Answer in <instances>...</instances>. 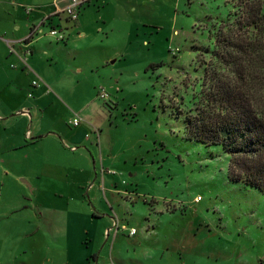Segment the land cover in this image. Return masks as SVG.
<instances>
[{
	"label": "rangeland",
	"instance_id": "1",
	"mask_svg": "<svg viewBox=\"0 0 264 264\" xmlns=\"http://www.w3.org/2000/svg\"><path fill=\"white\" fill-rule=\"evenodd\" d=\"M61 1L0 0V29L20 37L27 11L36 20ZM82 8L86 38L74 31L68 43L50 39L53 16L33 26L34 65L19 54L28 67L10 73L15 101L11 109L0 98V113L38 106L33 131L51 133L21 145L19 112L18 120H0V163L27 175L46 170V207L69 215L72 235L65 229L63 241L73 237L87 252L102 248L107 264L111 250L123 264H264V196L228 179L229 156L220 146L185 136V115L233 0H89ZM13 13L21 24L15 33ZM38 74L46 84L36 83ZM72 115L80 118L75 127ZM89 201L135 234L102 235L108 216L90 219Z\"/></svg>",
	"mask_w": 264,
	"mask_h": 264
},
{
	"label": "trees",
	"instance_id": "2",
	"mask_svg": "<svg viewBox=\"0 0 264 264\" xmlns=\"http://www.w3.org/2000/svg\"><path fill=\"white\" fill-rule=\"evenodd\" d=\"M233 8L214 33L185 136L220 146L228 179L264 196V0H233Z\"/></svg>",
	"mask_w": 264,
	"mask_h": 264
},
{
	"label": "crops",
	"instance_id": "3",
	"mask_svg": "<svg viewBox=\"0 0 264 264\" xmlns=\"http://www.w3.org/2000/svg\"><path fill=\"white\" fill-rule=\"evenodd\" d=\"M54 2L55 0H53V3ZM64 5L65 1L63 0L61 4L53 8V11L44 13L36 20L32 19L34 15L33 10L30 12L27 11L28 14H24L28 19L26 31L20 37H16L12 32H4L0 29V51H2V56H0V98H2L5 106L8 105L12 109V101H15V99L12 100L14 90L11 87L15 79L10 73L15 72L21 74L23 71L27 70L26 66L28 67V61L23 63L19 56L21 53L24 54L22 50L26 48L20 46L17 42L23 40L29 34L30 27L34 25L37 27V24H39L43 18L53 16L48 20L50 23L48 25L62 28L67 39L64 40L65 42L68 43L69 40H72L74 31H76V39L86 38V34L83 30H85L87 25L83 24L80 19V13L78 19L74 22L69 21L65 15L54 14L59 7H63ZM9 16H11V31L14 30L13 32L15 33V30H19L21 26L18 22V18L20 17L18 14L14 13L11 15L9 14ZM97 19L102 20L103 17L99 14ZM37 39L38 38L35 36L28 44V50L30 51L28 58L32 59L33 65L35 60L33 48ZM50 39H52V37H50ZM50 62H53V59H50ZM31 82L33 84L35 81L32 80ZM45 82V77L38 74V82L36 83L42 85L46 84ZM13 86L15 91H17V86ZM37 88L38 87L32 86L29 89L33 90L36 94V91H38ZM9 99L11 100L8 103ZM37 110L38 106L26 104L23 105L21 109H17L15 113H0V120H7L10 118L18 120V118H15V114L19 112L17 114L20 116L19 119L24 120L23 140L22 143H20L21 145L27 144L26 142L28 141H36V139H41V141H43V139L51 133V131L47 133H36L33 131L34 117L37 115ZM86 134L88 133L86 132ZM60 143L63 145V141L60 140ZM73 147H70V149ZM84 147L87 151L89 150L86 146ZM9 155L5 157L10 158ZM36 156L32 157L34 161L37 158ZM16 166L17 164L15 163L9 164V162L5 163V161H1L0 163V264H57L55 263L57 262V256L61 258L62 256L64 257L59 264H107L103 259L104 253L102 252V248L87 252L85 248H78L79 246L77 243H74L73 237H67V241H63L66 238L63 233L66 234L67 231L71 233L72 228L70 229L69 215L58 212V210H50L46 207L49 194L48 191L42 187L41 181L42 176H44L47 171L31 169L29 175H27L28 173L25 174V171H23L20 166L17 169ZM9 190L11 191L9 192ZM50 197L53 199L66 200L64 196L58 192H53ZM89 203L92 205V201H89ZM92 206L93 210H91L90 219L97 217L101 218L107 215L106 213L95 212L96 209L94 205ZM55 213H59L62 216H55ZM107 216L109 224L112 226L113 217ZM65 217H68L66 221ZM61 223H65L64 228L61 229V227H59L58 229V224ZM108 228L109 227H107L106 230ZM65 229H67L66 232ZM106 230L103 231L102 235L105 234ZM70 235H72V233ZM125 236L129 237L127 234ZM70 239L72 240L71 242L69 241ZM104 240V242H106L107 239ZM109 261V264L124 263L121 253L119 254L114 250H111L109 253Z\"/></svg>",
	"mask_w": 264,
	"mask_h": 264
},
{
	"label": "built area",
	"instance_id": "4",
	"mask_svg": "<svg viewBox=\"0 0 264 264\" xmlns=\"http://www.w3.org/2000/svg\"><path fill=\"white\" fill-rule=\"evenodd\" d=\"M89 0H68L67 4L64 6L63 9H58L55 14L62 13L68 18L69 21H76L78 19L80 10L82 9L83 6L88 4ZM39 32V31H38ZM48 35L52 38H54L56 41H64L66 39L65 32L62 28L58 26H50L49 30L47 31ZM27 37H25L23 40H20L21 44H23V47L26 48L24 49V55L29 54L30 51L28 50V44L32 40L30 39L29 42H26ZM80 123V118L78 116H73L71 120H69V125L72 127H75L79 125ZM71 149H75L74 147ZM115 229L116 231H127L128 236H133L135 234V229L134 228H126L124 225H118V222H112V226L109 227L106 231L105 234L108 235V233Z\"/></svg>",
	"mask_w": 264,
	"mask_h": 264
}]
</instances>
